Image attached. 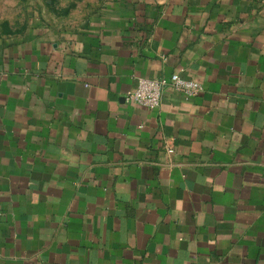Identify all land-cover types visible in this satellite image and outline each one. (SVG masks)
Instances as JSON below:
<instances>
[{"label":"crops","instance_id":"obj_1","mask_svg":"<svg viewBox=\"0 0 264 264\" xmlns=\"http://www.w3.org/2000/svg\"><path fill=\"white\" fill-rule=\"evenodd\" d=\"M262 0H99L0 34V264H264ZM179 73L160 105L126 101Z\"/></svg>","mask_w":264,"mask_h":264},{"label":"rangeland","instance_id":"obj_2","mask_svg":"<svg viewBox=\"0 0 264 264\" xmlns=\"http://www.w3.org/2000/svg\"><path fill=\"white\" fill-rule=\"evenodd\" d=\"M99 0H0V34L23 29L35 18L68 24L88 15ZM264 5V0H262Z\"/></svg>","mask_w":264,"mask_h":264},{"label":"built area","instance_id":"obj_3","mask_svg":"<svg viewBox=\"0 0 264 264\" xmlns=\"http://www.w3.org/2000/svg\"><path fill=\"white\" fill-rule=\"evenodd\" d=\"M167 84L189 99L198 96L203 90L199 81L187 79L179 73H174L168 81L158 78H141L136 88L127 93L126 101L148 109H155L162 101L164 88Z\"/></svg>","mask_w":264,"mask_h":264}]
</instances>
